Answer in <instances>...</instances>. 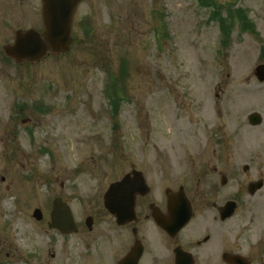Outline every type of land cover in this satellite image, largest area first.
<instances>
[{
    "label": "rangeland",
    "instance_id": "374dc122",
    "mask_svg": "<svg viewBox=\"0 0 264 264\" xmlns=\"http://www.w3.org/2000/svg\"><path fill=\"white\" fill-rule=\"evenodd\" d=\"M41 8L0 0V264H62L53 200L101 210L116 162L190 148L264 175V0H82L70 52L17 63L4 48Z\"/></svg>",
    "mask_w": 264,
    "mask_h": 264
},
{
    "label": "flooded vegetation",
    "instance_id": "af4514ba",
    "mask_svg": "<svg viewBox=\"0 0 264 264\" xmlns=\"http://www.w3.org/2000/svg\"><path fill=\"white\" fill-rule=\"evenodd\" d=\"M45 2L40 0L39 27H32L41 32ZM219 139H202V145L225 150L226 139ZM189 149L183 156L166 152L165 159L143 151L140 161L113 164L101 210L75 215L78 230L70 235L54 230L64 241L62 264H264V175L245 167L248 178L234 182V172L220 171L214 161L222 152ZM124 178L107 203L112 183Z\"/></svg>",
    "mask_w": 264,
    "mask_h": 264
},
{
    "label": "water",
    "instance_id": "95a60500",
    "mask_svg": "<svg viewBox=\"0 0 264 264\" xmlns=\"http://www.w3.org/2000/svg\"><path fill=\"white\" fill-rule=\"evenodd\" d=\"M80 1L46 0L44 15H46L47 31L45 36L42 37L35 30H29L27 33L19 32L16 44L7 48L9 55L18 60V62L26 60L35 62L40 61L51 49L57 53L68 52L72 44V20ZM257 73L260 80H264V64L257 68ZM251 122L252 124H260L262 116L258 113H253ZM126 183L127 179H124L122 182L113 184L109 196L118 190L120 191L123 184ZM124 200H126L125 197L120 198L118 202L122 203ZM34 214L36 218L41 219L43 217L40 209H36ZM52 217V227L60 229L64 234H70L77 230L71 207L63 202L61 198L54 200Z\"/></svg>",
    "mask_w": 264,
    "mask_h": 264
},
{
    "label": "trees",
    "instance_id": "16d2710c",
    "mask_svg": "<svg viewBox=\"0 0 264 264\" xmlns=\"http://www.w3.org/2000/svg\"><path fill=\"white\" fill-rule=\"evenodd\" d=\"M108 86H110V85H108Z\"/></svg>",
    "mask_w": 264,
    "mask_h": 264
}]
</instances>
